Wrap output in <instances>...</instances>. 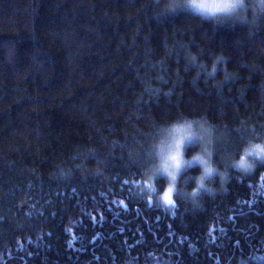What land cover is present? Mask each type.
I'll list each match as a JSON object with an SVG mask.
<instances>
[{
  "label": "trees",
  "instance_id": "obj_1",
  "mask_svg": "<svg viewBox=\"0 0 264 264\" xmlns=\"http://www.w3.org/2000/svg\"><path fill=\"white\" fill-rule=\"evenodd\" d=\"M183 4L0 0V264H264V162L235 164L264 141V0ZM183 121L212 171L164 203L155 145Z\"/></svg>",
  "mask_w": 264,
  "mask_h": 264
},
{
  "label": "rangeland",
  "instance_id": "obj_2",
  "mask_svg": "<svg viewBox=\"0 0 264 264\" xmlns=\"http://www.w3.org/2000/svg\"><path fill=\"white\" fill-rule=\"evenodd\" d=\"M242 4L243 0H184L183 5L204 15H215L235 13L239 7H242ZM208 132L207 128L200 124L183 121L166 129L164 135L155 145L153 160L155 164L151 171L155 175L162 174L166 177V187L161 195L162 202L172 201L174 182L182 169L193 164L199 165L202 174L198 180L211 173V166L207 159L210 153L208 143L211 139ZM189 144H198L202 153L195 152L187 156L185 148ZM262 162H264V141L255 142L246 148L235 164L244 171H250Z\"/></svg>",
  "mask_w": 264,
  "mask_h": 264
}]
</instances>
